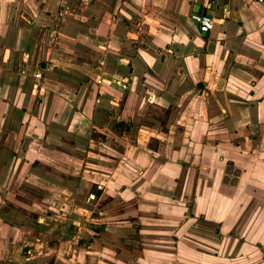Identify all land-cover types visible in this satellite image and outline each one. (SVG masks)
I'll use <instances>...</instances> for the list:
<instances>
[{
	"label": "crops",
	"instance_id": "crops-1",
	"mask_svg": "<svg viewBox=\"0 0 264 264\" xmlns=\"http://www.w3.org/2000/svg\"><path fill=\"white\" fill-rule=\"evenodd\" d=\"M62 5L0 0V264H264V5Z\"/></svg>",
	"mask_w": 264,
	"mask_h": 264
},
{
	"label": "built area",
	"instance_id": "built-area-1",
	"mask_svg": "<svg viewBox=\"0 0 264 264\" xmlns=\"http://www.w3.org/2000/svg\"><path fill=\"white\" fill-rule=\"evenodd\" d=\"M72 1L73 0H63V5L60 11V16L64 17L70 12ZM79 1L84 2V3L90 2V0H79ZM212 1H218V0H212ZM254 1L264 5V0H254ZM206 5H209V4H206ZM191 19L197 23L198 29L202 34L209 33L214 27L215 18L206 11L193 12L191 15ZM101 63H103V60L101 61ZM49 69H50V66L44 67V68H38L34 72L33 75L36 79L42 78L44 76V73L48 71ZM100 81H108L110 84L114 83L116 85H119L123 89H127L129 81H130V76L121 77V78L120 77L110 78V79L100 78ZM34 87L38 88L39 84L35 83ZM30 258L31 257H27V260H30Z\"/></svg>",
	"mask_w": 264,
	"mask_h": 264
},
{
	"label": "water",
	"instance_id": "water-1",
	"mask_svg": "<svg viewBox=\"0 0 264 264\" xmlns=\"http://www.w3.org/2000/svg\"><path fill=\"white\" fill-rule=\"evenodd\" d=\"M197 9V8H196Z\"/></svg>",
	"mask_w": 264,
	"mask_h": 264
}]
</instances>
